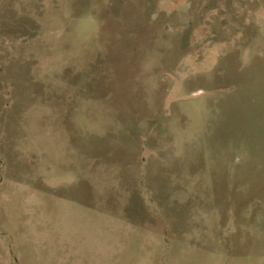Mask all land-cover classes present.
Here are the masks:
<instances>
[{"label":"rangeland","instance_id":"374dc122","mask_svg":"<svg viewBox=\"0 0 264 264\" xmlns=\"http://www.w3.org/2000/svg\"><path fill=\"white\" fill-rule=\"evenodd\" d=\"M0 264H264V0H0Z\"/></svg>","mask_w":264,"mask_h":264}]
</instances>
